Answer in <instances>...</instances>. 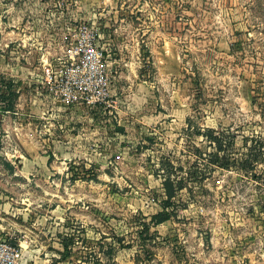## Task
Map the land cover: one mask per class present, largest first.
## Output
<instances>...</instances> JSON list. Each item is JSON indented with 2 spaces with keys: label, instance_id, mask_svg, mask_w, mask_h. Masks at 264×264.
Listing matches in <instances>:
<instances>
[{
  "label": "rangeland",
  "instance_id": "obj_1",
  "mask_svg": "<svg viewBox=\"0 0 264 264\" xmlns=\"http://www.w3.org/2000/svg\"><path fill=\"white\" fill-rule=\"evenodd\" d=\"M3 82L0 264H264V178L236 167L141 234L198 128L264 140V0H0Z\"/></svg>",
  "mask_w": 264,
  "mask_h": 264
},
{
  "label": "trees",
  "instance_id": "obj_2",
  "mask_svg": "<svg viewBox=\"0 0 264 264\" xmlns=\"http://www.w3.org/2000/svg\"><path fill=\"white\" fill-rule=\"evenodd\" d=\"M3 84L6 85V91L4 92L2 91ZM14 89L13 82H3L0 85V99L8 101L10 107L15 99ZM116 130L121 133L126 132L124 127L117 126ZM197 135L206 141L211 151L207 152L203 151L202 147H195L194 155L196 158L192 167L187 169L183 163H175L169 156L161 158L159 163V172H161L163 178L161 211L151 217L150 223H143L144 231L141 234L144 235L145 233V239H155L156 233L151 231L152 226L164 224L178 215L176 199L179 193L188 187V183H201L207 179L208 172L215 168L228 170L236 167L252 174L254 178H264V170L261 169L264 166V140L261 136L245 137L243 145L239 149L240 153L237 155L235 152L237 149V136L231 128H198ZM64 240L65 250L70 251V244L74 239L67 237ZM99 252H103L104 258L110 260L114 249L110 247L104 251V248L100 247Z\"/></svg>",
  "mask_w": 264,
  "mask_h": 264
},
{
  "label": "crops",
  "instance_id": "obj_3",
  "mask_svg": "<svg viewBox=\"0 0 264 264\" xmlns=\"http://www.w3.org/2000/svg\"><path fill=\"white\" fill-rule=\"evenodd\" d=\"M117 126H119V127H124V128L126 129V131H128L127 128L125 127L126 125L123 124V123H119V125H117Z\"/></svg>",
  "mask_w": 264,
  "mask_h": 264
}]
</instances>
